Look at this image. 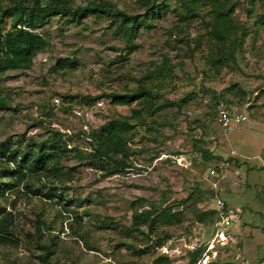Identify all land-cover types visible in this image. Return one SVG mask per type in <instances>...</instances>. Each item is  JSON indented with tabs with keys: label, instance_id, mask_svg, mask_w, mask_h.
<instances>
[{
	"label": "rangeland",
	"instance_id": "rangeland-1",
	"mask_svg": "<svg viewBox=\"0 0 264 264\" xmlns=\"http://www.w3.org/2000/svg\"><path fill=\"white\" fill-rule=\"evenodd\" d=\"M39 1L46 6L50 0ZM232 1L230 19L244 36L235 63L219 72L209 61L210 0L197 2L192 19L181 0H160V11L131 42L97 13L54 16L35 30L46 45L28 66L0 73V145L24 148L59 133L85 155L90 133L143 108L136 102L116 105L108 95H125L139 84L157 94L159 109L140 119L145 128L134 135L122 173L104 175L75 152L66 155L68 177L57 186L68 203L6 193L0 205L9 212L13 201L14 221L12 237L0 244V264H45L41 245L54 252L46 264H153L158 258L192 264V252L202 251L212 237L215 197L232 209L248 207L241 221L264 228L257 213H264V7L261 0ZM64 2L72 12L107 3L126 14L143 12L140 0ZM5 3L0 1V7ZM220 109L247 121L224 129L216 119ZM203 151L217 159L205 161ZM233 165L245 166L249 174L246 194L230 193L227 186L219 192ZM151 207L157 216L170 210L180 218L153 228L152 241L165 238L157 248L131 228L132 216ZM196 212L207 215L197 218ZM38 219L44 222L40 240L28 235ZM232 232L235 240L217 249L208 264L264 262V246L243 253L237 231Z\"/></svg>",
	"mask_w": 264,
	"mask_h": 264
},
{
	"label": "trees",
	"instance_id": "trees-1",
	"mask_svg": "<svg viewBox=\"0 0 264 264\" xmlns=\"http://www.w3.org/2000/svg\"><path fill=\"white\" fill-rule=\"evenodd\" d=\"M0 1L6 2L0 7V73L28 66L31 63L32 57L46 45L35 30L47 24L51 17L68 15L74 19L79 15L97 13L115 24L116 34H120L125 41L131 42L138 29L148 25L151 20L150 15H155L160 11V0H140L143 12L136 15L119 11L108 3L72 12L66 8L64 0H50L46 6H42L39 0ZM198 1L200 0H181L182 7L190 19L195 17V7ZM261 2L264 7V0ZM210 5L212 18L207 26V33L212 44V53L209 61L215 71L219 72L223 66L235 63V55L244 34L241 38L240 35L238 36L239 29L230 19L234 11L232 0H210ZM5 19H9L10 28L8 30L3 27L6 23ZM62 64L65 66L66 62H60V66ZM60 66L58 65L57 68ZM108 97L116 105H130L136 102L143 108L134 111L131 118L111 119L98 131L90 133L87 138L89 152L85 155H82L77 148H70L59 133H53L48 142L31 144L24 148L0 145V199H4L6 193L21 192L25 196L41 197L45 200L59 198L68 203L69 201L62 197L63 188H59L57 183L62 185L64 179L68 177L63 171V163L66 155L72 151L79 160H84L88 165L103 171L104 175L124 172L131 156L130 144L133 137L138 129L145 128L144 121L141 122L140 119L158 111V96L147 86L139 84L133 92L125 95L113 93ZM174 105L179 106L177 102ZM0 109H4L1 102ZM130 120L138 122L131 125ZM203 158L205 161L217 159L208 151H203ZM232 162L238 164L237 161L230 163ZM8 205L13 210V201ZM12 210L7 212L6 208L0 205V244L7 243L12 237L9 229L14 221ZM226 210H228L227 206ZM210 213L215 215L213 221L215 223L216 212ZM195 215L202 219L207 214L196 212ZM179 219V216L172 214L170 210L157 216L155 208L151 207L148 211L135 213L132 216L131 228L152 241L150 234L158 223L167 221L177 223ZM43 225L44 222L39 219L32 223L33 232L28 234L29 237L40 240ZM143 228L150 233L141 232ZM164 240L165 238H159L153 240L151 244L157 248ZM39 247L44 252L43 258L40 259L46 264L54 252L48 246ZM130 249L134 248L130 247ZM200 254L201 250L192 252V264ZM153 264H169V261L158 258ZM259 264H263V261Z\"/></svg>",
	"mask_w": 264,
	"mask_h": 264
},
{
	"label": "built area",
	"instance_id": "built-area-1",
	"mask_svg": "<svg viewBox=\"0 0 264 264\" xmlns=\"http://www.w3.org/2000/svg\"><path fill=\"white\" fill-rule=\"evenodd\" d=\"M216 119L218 124L224 129L247 121L246 116L230 114L223 109L218 110ZM214 210L217 218L214 223L212 237L201 251L198 260L199 264H208L211 258L217 257V249L224 248L229 242L233 241L232 227L235 222V215L231 211L226 210L225 202L217 197L214 199Z\"/></svg>",
	"mask_w": 264,
	"mask_h": 264
},
{
	"label": "crops",
	"instance_id": "crops-1",
	"mask_svg": "<svg viewBox=\"0 0 264 264\" xmlns=\"http://www.w3.org/2000/svg\"><path fill=\"white\" fill-rule=\"evenodd\" d=\"M262 146H264V144ZM235 165H233L234 168L232 170L225 171L222 177V180H221V186H219L220 187L219 192H221L222 190L221 188H223L224 186H227V189L230 190V193H239L240 195L247 193V190L249 187H248V183L246 180L249 174H247L246 172L247 170L245 166L242 165L240 168H237L235 167ZM254 200L257 202L256 203L257 205L261 206L257 197H254ZM226 206H227V209L235 215L236 222L233 223L232 230L237 231L236 233L237 235H239V238H237V241H240L242 243V252L245 253L249 251L248 248L252 249L254 248L253 246H257V247L264 246V228H261L260 226H257V225L250 224L248 222L247 223L242 222L240 219L241 218L240 216L244 214V212L249 210V208L242 207L241 208L242 210H240V208L236 207L235 209H232L228 207L227 203H226ZM258 208L259 207H257V209ZM251 212L254 213L255 211L252 209ZM257 213H259V217L263 220L264 213H261V212H257ZM236 215L238 216L240 215L239 221L236 220Z\"/></svg>",
	"mask_w": 264,
	"mask_h": 264
}]
</instances>
